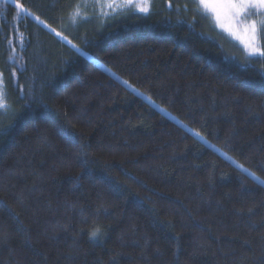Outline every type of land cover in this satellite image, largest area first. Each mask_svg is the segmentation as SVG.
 Wrapping results in <instances>:
<instances>
[{"label":"trees","instance_id":"obj_1","mask_svg":"<svg viewBox=\"0 0 264 264\" xmlns=\"http://www.w3.org/2000/svg\"><path fill=\"white\" fill-rule=\"evenodd\" d=\"M0 77V264H264V57L196 0H0Z\"/></svg>","mask_w":264,"mask_h":264},{"label":"snow or ice","instance_id":"obj_2","mask_svg":"<svg viewBox=\"0 0 264 264\" xmlns=\"http://www.w3.org/2000/svg\"><path fill=\"white\" fill-rule=\"evenodd\" d=\"M127 5H133L141 12L147 13L149 11V0H143V3H136V0H125ZM198 7L205 12L211 13L215 20L220 23L221 27H227V30L233 31V22L239 21L240 17L249 15L251 10H260L264 13V0H196ZM17 8L23 12L25 11L22 4H17ZM39 19V17H36ZM227 20L229 23L225 25L222 21ZM261 26L264 27V22H261ZM246 39L244 44L250 55H260L264 57V49L257 47L256 33L257 22L253 21L250 24L245 25L243 29ZM60 35V33H57ZM6 105L2 101V93H0V108H5ZM69 138L71 134L69 133ZM81 155L84 156L82 164L87 166L89 161L87 153L84 151L85 146L82 145ZM101 235V227L96 226L90 232V237L95 239Z\"/></svg>","mask_w":264,"mask_h":264},{"label":"rangeland","instance_id":"obj_3","mask_svg":"<svg viewBox=\"0 0 264 264\" xmlns=\"http://www.w3.org/2000/svg\"><path fill=\"white\" fill-rule=\"evenodd\" d=\"M93 1H95L97 3V6L100 7V8H108V9H112V10L113 9H117V8H123L125 5H127L125 3V0H93ZM136 3H143V0H136ZM130 6H134L137 10H139L135 6V4L130 5ZM202 11L205 14L210 15L213 18V20L215 21V24L217 25V27L221 31L225 32L234 41H236L241 46H243L248 55H250V54H249V52L246 49L245 44H244V39H246V37H245V33H244L243 29H244L245 25L250 24L253 21L257 22V33H256L257 44H256V46L261 48V41H260V38H259L260 36L259 35H260V25H261V22H264V13L260 12V10H258V9L251 10V13L249 15L240 17L239 21H234L233 22V31L232 32L228 31L227 30V27H221L220 26V23H218L215 20L214 16L211 13L205 12L204 10H202ZM222 23H224L225 25H227L229 22L227 20H224V21H222ZM88 56L92 57L89 54H88ZM250 56H255V55H250ZM94 60L105 71L109 72L110 74H112L117 79H120L121 81H123L124 83H126V85L128 87L134 89V87L131 84H129L117 72H115L114 70H112L106 64H104L103 62L99 61L96 58H94ZM0 93H2V101L5 104V102H4V88H3V82H2L1 77H0Z\"/></svg>","mask_w":264,"mask_h":264}]
</instances>
